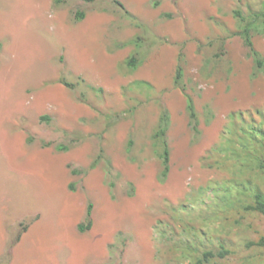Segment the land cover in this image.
<instances>
[{
    "label": "rangeland",
    "instance_id": "374dc122",
    "mask_svg": "<svg viewBox=\"0 0 264 264\" xmlns=\"http://www.w3.org/2000/svg\"><path fill=\"white\" fill-rule=\"evenodd\" d=\"M58 1L0 0V76L25 38L36 62L0 138L22 172L0 170V264H195L221 246L204 264H264V215L243 208L264 194V0H118L131 17Z\"/></svg>",
    "mask_w": 264,
    "mask_h": 264
},
{
    "label": "trees",
    "instance_id": "16d2710c",
    "mask_svg": "<svg viewBox=\"0 0 264 264\" xmlns=\"http://www.w3.org/2000/svg\"><path fill=\"white\" fill-rule=\"evenodd\" d=\"M56 1L59 2L58 0H56ZM85 1L91 2L94 0H85ZM114 2L124 9V13L127 16L131 17V14L125 10L123 4L120 1L116 0ZM157 3H158V0L152 1L153 5H156ZM260 13L262 16H264V11H261ZM235 14L239 15V13L237 11ZM164 16L171 17V14L165 13ZM82 18H84V11L78 10L75 13V19L80 20ZM250 25H252V23H246L242 27V30L239 31V34L243 38L244 44L248 47V49L250 50V53L253 55L257 66L260 67L263 64V59H261L259 53L254 49V47L252 45V41H251L250 34H249ZM129 42H131V41H129ZM138 63H139V56L136 53L130 54V56L125 61L126 66L129 68H135ZM180 77H181V68L178 65L177 69H176V75H175L174 81L177 82ZM187 106L189 109V114L193 118L195 116L194 110H192V106L190 105V103H188ZM41 118L48 120V117L46 115H43ZM159 120L160 121H159L158 129L153 133L154 139H157L160 136H164V134H165V129L167 128V123H166L167 114L165 113L164 109L160 113V119ZM262 134L264 136V132ZM58 148H61V147L58 146ZM158 155L161 159V165H162V170L160 171L161 172L160 173L161 178H164V176H166L168 169H169V164H168L169 163V150L165 144L162 145V151L160 153H158ZM262 166H264V163ZM69 185L71 188H73L74 183L70 182ZM243 208H244V210L257 211L260 214L264 215V194L260 191H255L252 194V201H248V202L244 203ZM84 221H85V223H84ZM84 221L78 223V225H77L78 230L81 232H85L91 226L90 207L87 209L86 220H84ZM228 252L229 251L227 249H225L223 246H221L220 249L217 251H212V250L203 251L201 254V257L196 261L195 264H204V262L210 261L212 258H215V256H217L218 258H223Z\"/></svg>",
    "mask_w": 264,
    "mask_h": 264
},
{
    "label": "crops",
    "instance_id": "0c3cea01",
    "mask_svg": "<svg viewBox=\"0 0 264 264\" xmlns=\"http://www.w3.org/2000/svg\"><path fill=\"white\" fill-rule=\"evenodd\" d=\"M23 41H24L23 47L25 49L23 51V53H20L18 55L14 51L13 54L11 55V57H12L11 60H9V63H6V66L8 65V71H10L9 76H8L10 78V80H7V81L10 82L11 84L7 83V85L5 86L7 81L0 76V91L2 89H3V91H5V90L8 91V93H6V94H4L5 92H0V138L5 136L4 135L5 131H6L5 128L6 127L9 128V126H7V121H6L7 120L6 119L7 103H9L10 101L15 103L16 100L19 97H21V93L16 92V89H17V91H19L18 89H21V84L23 82V72L26 70L27 73L33 74V68L36 64V62H34V65L31 67V65H30L31 64V58H30L31 52L29 50L30 45L28 44L29 40L25 38V39H23ZM11 47H13V46H11ZM13 49L15 50V48H13ZM47 53H48L47 50H45L41 56V59L45 60V63L43 65L42 69H38L40 71L41 75H43V74L45 75L48 71L47 63L49 61V59H48L49 56L47 55ZM36 58H37V56H36ZM35 60H37V59H35ZM24 67H26V69L23 71ZM4 69H6L5 66H4L3 70ZM10 86L12 87V89L9 88ZM4 88H5V90H4ZM2 145H4V143ZM2 151L3 150H1V148H0V170H5L8 174H12V173L20 170L18 168L21 165H19V164L17 165L16 164L17 162L12 164V162L10 161L11 155L6 154L7 155V157H6V156H4ZM27 170H29L28 167H27ZM20 172H21V170H20ZM25 173L28 177H31L30 173H28V172H25ZM0 205H2V204H0ZM0 214H1V218H3L4 214L2 213L1 209H0ZM0 223H1V220H0ZM4 236H5L4 227L0 226V239L3 242H5ZM20 246L21 245H19L17 247H20ZM14 264H15V260H14Z\"/></svg>",
    "mask_w": 264,
    "mask_h": 264
}]
</instances>
